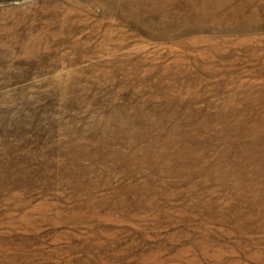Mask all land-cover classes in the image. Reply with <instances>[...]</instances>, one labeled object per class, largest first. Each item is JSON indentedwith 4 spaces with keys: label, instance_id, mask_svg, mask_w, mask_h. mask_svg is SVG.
<instances>
[{
    "label": "rangeland",
    "instance_id": "obj_1",
    "mask_svg": "<svg viewBox=\"0 0 264 264\" xmlns=\"http://www.w3.org/2000/svg\"><path fill=\"white\" fill-rule=\"evenodd\" d=\"M0 264H264V0H0Z\"/></svg>",
    "mask_w": 264,
    "mask_h": 264
}]
</instances>
